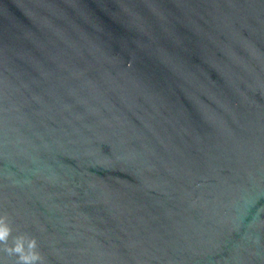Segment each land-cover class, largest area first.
<instances>
[{
    "label": "water",
    "instance_id": "obj_1",
    "mask_svg": "<svg viewBox=\"0 0 264 264\" xmlns=\"http://www.w3.org/2000/svg\"><path fill=\"white\" fill-rule=\"evenodd\" d=\"M0 215L42 264H264V0H0Z\"/></svg>",
    "mask_w": 264,
    "mask_h": 264
},
{
    "label": "clouds",
    "instance_id": "obj_2",
    "mask_svg": "<svg viewBox=\"0 0 264 264\" xmlns=\"http://www.w3.org/2000/svg\"><path fill=\"white\" fill-rule=\"evenodd\" d=\"M12 232L13 228L9 223L8 216L0 215V243L6 246L4 250L7 253L16 255V264H42L43 257L37 250V239L21 234L16 236L10 245L8 242Z\"/></svg>",
    "mask_w": 264,
    "mask_h": 264
}]
</instances>
